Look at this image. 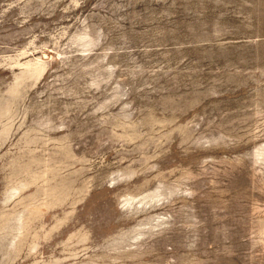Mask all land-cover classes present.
Masks as SVG:
<instances>
[{"label":"rangeland","instance_id":"rangeland-1","mask_svg":"<svg viewBox=\"0 0 264 264\" xmlns=\"http://www.w3.org/2000/svg\"><path fill=\"white\" fill-rule=\"evenodd\" d=\"M0 264H264V0H0Z\"/></svg>","mask_w":264,"mask_h":264}]
</instances>
